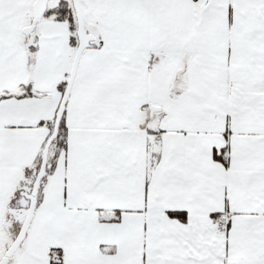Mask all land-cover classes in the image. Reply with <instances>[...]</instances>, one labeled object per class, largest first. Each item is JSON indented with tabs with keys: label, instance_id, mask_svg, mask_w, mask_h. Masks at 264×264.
<instances>
[{
	"label": "snow or ice",
	"instance_id": "6c2138e0",
	"mask_svg": "<svg viewBox=\"0 0 264 264\" xmlns=\"http://www.w3.org/2000/svg\"><path fill=\"white\" fill-rule=\"evenodd\" d=\"M0 264H264V0H0Z\"/></svg>",
	"mask_w": 264,
	"mask_h": 264
}]
</instances>
